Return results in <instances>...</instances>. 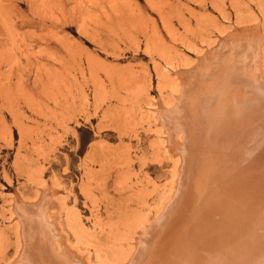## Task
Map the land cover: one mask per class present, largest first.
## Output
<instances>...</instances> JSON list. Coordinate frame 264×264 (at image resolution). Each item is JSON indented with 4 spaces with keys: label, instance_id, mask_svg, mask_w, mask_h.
<instances>
[{
    "label": "rangeland",
    "instance_id": "rangeland-1",
    "mask_svg": "<svg viewBox=\"0 0 264 264\" xmlns=\"http://www.w3.org/2000/svg\"><path fill=\"white\" fill-rule=\"evenodd\" d=\"M263 13L0 0V264H264Z\"/></svg>",
    "mask_w": 264,
    "mask_h": 264
},
{
    "label": "bare ground",
    "instance_id": "bare-ground-1",
    "mask_svg": "<svg viewBox=\"0 0 264 264\" xmlns=\"http://www.w3.org/2000/svg\"><path fill=\"white\" fill-rule=\"evenodd\" d=\"M259 6H260V5H259ZM260 8H261V7H260ZM263 14H264V13H263ZM257 35H258V34H257ZM237 44H238V42H237ZM243 48H244V47H243ZM262 52H263V51H262ZM241 53H242V51H241ZM241 53H240V54H241ZM255 53H256V52H255ZM259 53H260V52H259ZM242 54H243V53H242ZM242 54H241V55H242ZM249 55H250V54H249ZM259 55H260V54H259ZM242 56H243V55H242ZM254 56H255V55H254ZM257 56H258V55H257ZM260 56H261V61H260V62L262 63L261 65L263 66V69H264V53H262V55H260ZM243 57H244V56H243ZM243 57H242V59H243V62L245 63V61H244L245 59H244ZM242 59H241V60H242ZM247 59H248V58H247ZM246 61H247V60H246ZM248 61H249V60H248ZM241 67H242V66H241ZM253 69H254V68H253ZM197 78H198V77H197ZM201 87H204V90H205V89H206V90H209L211 86L209 87V85H202V83H199V84L197 85V89L200 88L198 91H200V90L202 89ZM64 88H65V87H64ZM208 88H209V89H208ZM213 88H214V87H213ZM62 98H63V100H64V99H67V97L64 98V95H63ZM75 99H76V98H75ZM196 99H197V98H196ZM67 100H68V99H67ZM175 100H176V99H175ZM55 101H59V100H55ZM73 102H74V101H73ZM55 103H57V102H55ZM65 105H67V104H65ZM58 107H59V106H58ZM196 108H197V107H196ZM191 109H192V108H191ZM194 109H195V108H194ZM203 110H204V109H203ZM195 111H196V109H195ZM195 111H194V112H195ZM197 113H198V112H197ZM195 116H197V115H195ZM202 118H203V117H202ZM197 119H198V118H197ZM197 119H196V120H197ZM202 120H203V119H202ZM202 120H201V121H202ZM209 120H210V118L207 119V121L205 122V123L207 124V126H208V124H210L211 121H212V120H211V121H209ZM197 121H198V120H197ZM201 121H199V122H201ZM171 122H172V121H171ZM248 122H249V121H248ZM201 123H202V122H201ZM201 123H200V124H201ZM196 124H197V123H196ZM166 125H167V124H166ZM198 125H199V123H198ZM198 125H197L196 128H198ZM202 127H203V126H202ZM202 127H201V128H202ZM171 128H172V127H171ZM192 129H193V128H192ZM199 130H200V129H199ZM172 131H173V130H172ZM177 131H178V130H177ZM194 131H195V129H194ZM167 132H168V131H167ZM197 132H198V130H197ZM193 134H194V133H193ZM171 135H172V134H171ZM171 135H170V136H171ZM170 136H169V137H170ZM169 137H168V138H169ZM169 140H170V139H169ZM181 152H182V151H181ZM182 153H183V152H182ZM225 201H226V200H225ZM166 204H167V203H166ZM166 204L163 205V207H164V208L162 209L163 211H164V209H165ZM162 210H161V212L159 211V213L162 214V213H163ZM220 211H221V210H220ZM158 216H159V215H158ZM151 222H152V221H151ZM147 223H148V222H147ZM147 223H145V224L142 225V227H144V229H143L144 231L148 228V227H146V226H147V225H146ZM149 224H150V223H149ZM202 228H203V227H202ZM144 231H143V232H144ZM254 233H255V232H254ZM209 235H210V234H209ZM250 235H251V234H250ZM141 236H142V235H141ZM146 236H147V235H146ZM244 237H246V236H244ZM202 238H203V237H202ZM175 239H176V238H175ZM238 239H239V237H238L237 239H235L234 241H236V240H238ZM241 239H242V237H241ZM253 239H254V238H253ZM191 240H192V239H191ZM216 240H218V239H216ZM201 241H202V240H201ZM238 241H239V240H238ZM241 241H243V240H241ZM241 241H240L239 243H242ZM245 241H246V240H245ZM140 242H141V241H140ZM206 242H207V241H206ZM209 243H210V242H209ZM219 243H220V240H219ZM219 243L216 244V247L211 246V248L213 247L214 250H215V255H216L215 258H216L217 260H219V263H218V264H223V261H222L223 256H220V255L223 253V248H222L223 245H222L221 243H220V244H219ZM233 243H234V242H233ZM200 244H201V243H200ZM235 244H238V242H236ZM239 245H240V244H239ZM207 246H208V244H207ZM209 246H210V245H209ZM236 246H238V245H235V247H236ZM255 246H256V245H255ZM140 248H141V247H140ZM202 248H203V247H202ZM237 248H238V247H237ZM239 248H240V247H239ZM239 248H238V249H239ZM238 249H234V250H236V251H233V252H238V253H239ZM142 250H143V249H142ZM162 250H163V249H162ZM203 250H204V249H203ZM207 250H208V249H207ZM239 250H241V249H239ZM251 250H255V249H252V248H251ZM261 250H262V249H260L259 251H261ZM204 251H205V250H204ZM230 251H232V250H230ZM249 251H250V250H249ZM233 252H232V253H233ZM252 252H254V251H252ZM202 253H203V252H202ZM210 253H211V252H210ZM210 253H209V254H210ZM256 253H257V252H256ZM175 254H176V253H175ZM180 254H181V253H180ZM182 254H183V253H182ZM203 254H204V253H203ZM211 254H212V253H211ZM211 254H210V255H211ZM236 254H237V253H235L234 255H236ZM251 254H254V253H251ZM212 255H213V254H212ZM229 255H230V254H229ZM231 255H233V254H231ZM234 255H233V256H234ZM240 255H241V254H240ZM240 255H238V256H240ZM243 255H244V254H242V257H243ZM259 255H261L260 252H259ZM219 256H220V257H219ZM227 256H228V255H227ZM245 256H246V255H245ZM250 256H251V255H250ZM254 256H257V255L254 254ZM168 257H169V256H168ZM247 257H249V256H247ZM251 257H252V256H251ZM193 258H194V257H193ZM197 258H198V257H197ZM199 258H200V257H199ZM236 258L243 259V260L245 261L244 258H240V257H237V256H236ZM236 258H233V259H232V262H233V260H234L233 264L237 263V262H235V261H238ZM245 258H246V257H245ZM129 259H130V258H129ZM195 259H196V258H195ZM203 259H204V258H203ZM203 259H202V260H203ZM205 259H206V257H205ZM212 259H214V257H213ZM225 259H226V258H225ZM230 259H231V258H230ZM235 259H236V260H235ZM130 260H131V259H130ZM162 260H163V259H162ZM250 260H252V259H250ZM250 260H249V261H250ZM127 261H128V260H127ZM131 261H132V260H131ZM168 261H169V260H168ZM191 261H192V260H191ZM132 262H133V261H132ZM132 262H131V263H132ZM193 262H194V261H193ZM203 262L205 263L206 260L203 261ZM225 262H226V261H225ZM230 262H231V260H230ZM241 262H242V263H241ZM241 262H240V263L243 264V261H241ZM253 262H254V261H253ZM103 264H110V263H107V262H106V263H103ZM189 264H190V263H189ZM194 264H195V263H194ZM196 264H198V263H196ZM201 264H202V263H201ZM207 264H208V262H207ZM215 264H216V263H215ZM230 264H232V263H230ZM237 264H238V263H237Z\"/></svg>",
    "mask_w": 264,
    "mask_h": 264
}]
</instances>
